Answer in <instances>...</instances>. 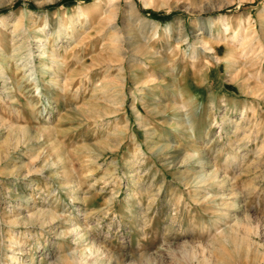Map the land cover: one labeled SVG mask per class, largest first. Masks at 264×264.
Returning <instances> with one entry per match:
<instances>
[{
	"label": "rangeland",
	"instance_id": "374dc122",
	"mask_svg": "<svg viewBox=\"0 0 264 264\" xmlns=\"http://www.w3.org/2000/svg\"><path fill=\"white\" fill-rule=\"evenodd\" d=\"M131 2L0 0V264H264V0Z\"/></svg>",
	"mask_w": 264,
	"mask_h": 264
},
{
	"label": "bare ground",
	"instance_id": "6f19581e",
	"mask_svg": "<svg viewBox=\"0 0 264 264\" xmlns=\"http://www.w3.org/2000/svg\"><path fill=\"white\" fill-rule=\"evenodd\" d=\"M111 3H114L116 0H109ZM134 6H133V2H131V0H125V4H124V9L125 10H130L132 9ZM129 13V12H128ZM132 13V12H131ZM39 54H42V57H43V54H44V46H41L40 47V53ZM41 56V55H40ZM0 73H2V69L0 68ZM42 213H39L38 215H41ZM46 215V214H45ZM72 231L75 233V236L76 238H79L80 237V231L78 229V226L76 227H73ZM90 251V250H89ZM90 253V252H89ZM97 255V254H96ZM11 258H13L12 256H10ZM82 254H78V256H73L72 258V261L74 264H85V261H82L83 258H82ZM17 259V258H16ZM17 263V262H16Z\"/></svg>",
	"mask_w": 264,
	"mask_h": 264
}]
</instances>
